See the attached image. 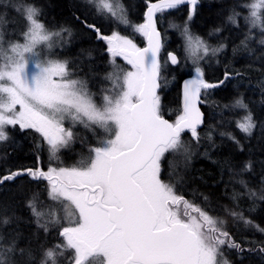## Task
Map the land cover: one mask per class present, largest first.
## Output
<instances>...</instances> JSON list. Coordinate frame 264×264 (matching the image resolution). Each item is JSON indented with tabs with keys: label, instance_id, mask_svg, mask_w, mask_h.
<instances>
[{
	"label": "snow or ice",
	"instance_id": "obj_1",
	"mask_svg": "<svg viewBox=\"0 0 264 264\" xmlns=\"http://www.w3.org/2000/svg\"><path fill=\"white\" fill-rule=\"evenodd\" d=\"M185 2L159 0L158 4L149 6L147 22L135 26L149 39V47L142 49L116 33L99 35L94 24L83 22L109 43V51L124 55L134 69L116 75L112 94H104L100 105L89 93L86 82L73 78L69 61L51 58L52 49L68 29H47L36 19L39 9L29 5L23 6L26 22L23 42L10 40L5 47L4 33L0 31V142L7 141L8 126L33 129L49 146L50 158H54L59 146H66L72 140V127L76 123L86 128L94 125L106 134L97 146L89 149V157L78 166L49 167L47 171L29 168L0 176V184L22 175L48 181L49 198L58 202L70 218L58 232L64 242L45 250L39 264H57L56 257L67 249L74 251L72 264H95L96 261L99 264H229L223 257V246L244 250L220 227L221 222L177 194L173 184L160 178V161L166 152L182 154L185 161L190 158L180 133L188 128L193 137L197 136L196 125L201 122V113L195 101L200 89L218 86L204 81L203 72L197 67L196 79L185 84L183 114L175 123L160 115L159 98L155 94L160 67L156 59L159 33L152 17L154 12ZM190 2L195 4L196 0ZM9 3L10 0H0L5 6ZM89 3L96 7L97 13L109 14L127 23L119 0H89ZM11 6L21 11V5ZM244 6L249 9L251 26H259L264 31V0H253ZM238 15L229 16V21L235 24ZM2 16L0 13V19ZM183 35L187 50L195 60L210 52L215 55L224 47L210 48L187 27L183 28ZM260 43L264 44V39ZM169 58L172 63L178 62L171 53ZM227 76L226 73V79ZM232 107L244 111L236 126L251 136L257 122L248 105L241 97ZM65 121L72 127L66 128ZM168 163L170 169L177 166L174 159ZM251 168V161L243 166L244 171ZM28 206L37 217L38 227L45 232L49 224L61 223L54 209L41 223L44 213L37 211L35 197ZM230 215L238 213L233 211ZM240 218L244 219L242 214ZM0 223L7 225L9 218L4 217ZM259 250L264 252V247ZM17 254L22 264L33 259L31 250L18 248L13 240L0 246V264H17Z\"/></svg>",
	"mask_w": 264,
	"mask_h": 264
},
{
	"label": "trees",
	"instance_id": "obj_2",
	"mask_svg": "<svg viewBox=\"0 0 264 264\" xmlns=\"http://www.w3.org/2000/svg\"><path fill=\"white\" fill-rule=\"evenodd\" d=\"M123 1L128 9L124 11L127 23L109 14L97 13L89 0H10L8 6L0 4V13L3 14L0 31L5 33V47L10 40L23 42L22 33L26 26L23 6H35L39 9L36 19L49 30L68 29L64 33L67 45L57 53V58L69 61V68L77 71L75 74L89 80L96 78L107 70L115 54L109 51V43L100 39L96 31L85 27V20L99 29V35L116 33L130 39L137 48L146 43V36L135 26L144 24L145 9L154 0ZM252 1L197 0L195 4L165 8L156 14L162 35L157 93L160 115L175 123L183 114L182 81L194 76L196 63L203 72L202 79L218 85L201 88L200 105L205 117L202 127L196 130L197 136L193 137L190 130L180 134L181 139L194 143L195 156L185 163L175 158L174 153L164 154L160 161V178L173 184L177 194L199 205L221 222L220 227L229 233L231 240L244 249L238 251L223 246V257L229 264H264V252L259 250L264 247V231H261L264 229V199H260L264 196V44L260 43L264 39V31L248 22L249 9L244 5ZM131 2L138 4V12L134 15ZM13 4L21 5V11H16L11 6ZM234 13L239 14L235 24L228 19ZM184 27L210 48L224 45L223 49L215 55L210 52L202 60L195 63L188 61L190 64L184 65L181 60ZM170 51L179 57L176 67L168 63L167 54ZM119 56L121 64L129 67ZM183 65L186 70L180 72ZM241 97L257 122L251 136H246L236 126L244 111L232 105ZM7 129L14 141L0 142V176L29 168L39 167L47 171L49 167H71L69 164L51 166L45 141L33 129L22 130L19 125ZM82 145L84 148V143ZM170 159L176 161L174 169L169 168ZM249 161L252 168L244 171L243 166ZM18 186L25 190L18 192ZM253 192L255 196L251 195ZM33 197L37 211L44 213L41 223L48 219L53 207L55 211L57 206L60 207L59 212L64 213L62 206L49 198L48 181L32 180L27 175L5 181L0 184V208L3 217L9 218V223L5 230L0 231L3 237L0 246L8 245L21 235L22 245L33 255L28 264H39L45 250L64 242L58 232L62 225L68 223L49 224L47 232L39 228L37 217L28 206ZM233 211L238 215H230ZM241 214L244 219L240 218ZM5 236L9 238L7 243ZM73 255L72 249L64 250L63 256L67 260L61 264H72Z\"/></svg>",
	"mask_w": 264,
	"mask_h": 264
},
{
	"label": "rangeland",
	"instance_id": "obj_3",
	"mask_svg": "<svg viewBox=\"0 0 264 264\" xmlns=\"http://www.w3.org/2000/svg\"><path fill=\"white\" fill-rule=\"evenodd\" d=\"M253 2V1H252ZM251 2V3H252ZM119 3L122 5L123 10H128L125 6V3L123 0H119ZM131 4L133 5V2H131ZM250 4V3H249ZM138 12V4L134 3L133 5V9H132V14H136ZM40 22V21H39ZM2 28V27H1ZM47 28V27H46ZM48 29V28H47ZM60 29L57 30H53V31H59ZM4 33V32H3ZM194 36V35H193ZM4 37H5V33H4ZM67 45V41L65 42V36L63 33V37L61 40L57 41V44L55 45V47L52 49L51 52V58L54 59H60V60H65V59H61V58H57V53H60L63 51V47H66ZM183 55H182V63L184 65L190 64L189 62H197L200 61L202 59L199 60H195V57H193L192 55L189 54L188 50H187V43L184 37V48H183ZM200 55H202V53H200ZM118 55H114V59L111 61L110 66H108L107 70H105V72L102 74H98V76L96 78L90 79L89 78H85L83 76H79L77 74H75L77 71L76 70H71L72 71V76L75 79L78 80H82L84 82H86V86L87 89L89 91L90 94H92L94 101L97 103V105H100L102 103V96L104 94H112L111 90H113L114 88V82H115V77L116 75L122 74L123 72L126 71H132L134 69H132V67L130 66V64L128 63V61L123 57V56H119L120 59H122L123 62L127 63L129 65V67L121 64L120 60H118ZM205 57V56H204ZM195 60V62H194ZM189 61V62H188ZM184 65L182 66V68L180 69V72H183L186 70V67H184ZM198 67L197 63L196 66L194 67V76L196 77V68ZM118 90V89H117ZM19 106H17L18 108ZM64 126L67 127H72V125L70 124L69 121H65L64 122ZM10 127V126H8ZM8 127H6V131L8 134V140L14 141V137L13 135L10 136V132L7 129ZM72 131H73V138L71 141L68 142V144L66 146H59V150L56 152V155L54 158H50V153H49V146L47 145V143L45 142L46 148H47V159L48 162L52 165H62V164H69L71 167L73 166H78L80 164V162L82 160L86 161L87 158L90 155V151L89 149L92 147H95L98 145L99 140L105 137V133L103 131V129L98 128L96 126H92L91 128H86L84 127L83 124L80 123H76L74 127H72ZM181 142L187 147L188 149V154H189V159L187 161L184 160V156L182 154H174L175 158H180L182 159L181 161H184L185 163L190 162L192 160V158L195 156V146L194 143L187 141V140H183L181 139ZM84 143V148H83V144ZM86 145H89V147H87ZM168 153H173L171 150L166 152ZM165 153V154H166ZM193 154V156L191 157V155ZM18 192H22L25 190V188H22L21 186H18ZM67 203V202H65ZM53 207V205H52ZM53 209H55V207H53ZM60 207L57 206V215L61 218V223H68L69 219L68 217H66L65 212L61 213L59 212ZM56 210V211H57ZM61 211V210H60ZM3 211L0 208V221H2L3 219ZM8 225V224H7ZM4 227V228H3ZM5 230L6 229V225L4 226L2 223H0V231L1 230ZM8 236H5V242L7 243L8 240ZM16 245L18 248H24L23 244V239L22 236H16L14 238ZM25 249V248H24ZM26 261V257L24 258ZM16 260H17V264H21V257L19 256V254H17L16 256ZM67 260L63 255L62 256H57V264H61L64 263V261ZM30 263V261H27V264ZM95 264H99L98 261L95 262Z\"/></svg>",
	"mask_w": 264,
	"mask_h": 264
},
{
	"label": "water",
	"instance_id": "obj_4",
	"mask_svg": "<svg viewBox=\"0 0 264 264\" xmlns=\"http://www.w3.org/2000/svg\"><path fill=\"white\" fill-rule=\"evenodd\" d=\"M196 1H197V0H196ZM158 3H159V0H154V1L149 2L148 6H147V8L145 9V12H144V17H145V22H144V24L147 22V12H148V8H149V6H150L151 4H158ZM190 4H192V3L190 2V0H186L185 3H182V4H180V5H190ZM156 14H157V12H154L152 19H153V22H154L155 30H156V32L159 33V36L156 38V39L159 41V49H158V51H157V55H156V59H157L158 64H159V53H160V49H161V46H162V35H161V32H160V30L158 29V26H157V16H156ZM115 43H116V42L113 41V44H115ZM147 47H149V39H148V37L146 36V43H145V45H144L143 47H141V49H142V48H147ZM169 53H171L172 55L176 56L177 61H178L177 63H172L171 59L169 58ZM121 56H123V57L125 58L124 55H121ZM167 60H168V63H169L171 66H173V67H176V66L179 64V57H178V55H177L175 52H173V51L168 52V54H167ZM194 79H196L195 76H189V77H186V78L182 81V87H181V88H182V109H184L185 84H186L188 81H190V80H194ZM156 84H157V87L155 88V94H156V96H157L158 89H159V75H158L157 78H156ZM190 89H191V86L189 87V91H190ZM200 91H201V89H200ZM200 96H201V92H200V94H199L198 99L195 101V106H196V108L199 109V112L201 113V122H200L199 124L196 125V130H198V129H200V128L202 127V125L204 124V117H205L204 112H203V110H202V108H201V105H200ZM162 117H163V116H162ZM163 118L166 119V120H168L169 123H172L169 119H167V118H165V117H163ZM185 130H190V129L185 128L183 131H185ZM190 131H191V130H190ZM180 134H181V133H180Z\"/></svg>",
	"mask_w": 264,
	"mask_h": 264
},
{
	"label": "flooded vegetation",
	"instance_id": "obj_5",
	"mask_svg": "<svg viewBox=\"0 0 264 264\" xmlns=\"http://www.w3.org/2000/svg\"><path fill=\"white\" fill-rule=\"evenodd\" d=\"M180 61V60H179Z\"/></svg>",
	"mask_w": 264,
	"mask_h": 264
}]
</instances>
